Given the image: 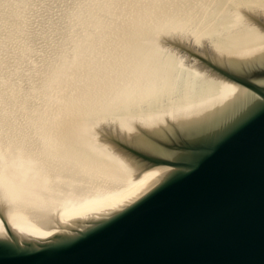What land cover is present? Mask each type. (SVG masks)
<instances>
[{
    "label": "water",
    "instance_id": "obj_1",
    "mask_svg": "<svg viewBox=\"0 0 264 264\" xmlns=\"http://www.w3.org/2000/svg\"><path fill=\"white\" fill-rule=\"evenodd\" d=\"M124 12L94 35L80 68L91 74L80 86L87 101L77 102V110L90 99L99 108L64 115V107L53 134L65 132L67 144L91 146L99 158L107 154L106 163L120 164L92 146L99 137L98 143L130 158L131 171L119 166L126 176L167 171L111 211L69 224L55 218L44 226L54 230L46 236L14 227L6 207L16 198L6 190L0 197V264H264V0H132ZM180 58L211 81L191 73L188 81L187 64L177 70ZM119 67L113 76L102 74ZM124 75L132 89L148 87V103L156 100L145 106L148 112L140 102L121 115L103 109L113 92L132 101L134 93L120 88ZM182 92L192 98L190 108L172 117L166 111H175L174 96ZM64 93L68 101L82 98ZM127 101H117V109ZM68 149L60 150L74 159ZM58 162L62 171L80 166ZM87 169L80 177L93 180Z\"/></svg>",
    "mask_w": 264,
    "mask_h": 264
},
{
    "label": "rangeland",
    "instance_id": "obj_2",
    "mask_svg": "<svg viewBox=\"0 0 264 264\" xmlns=\"http://www.w3.org/2000/svg\"><path fill=\"white\" fill-rule=\"evenodd\" d=\"M70 1L69 0L68 1L66 0H57V1L56 0L55 1L54 0L51 1L50 0H44V1L43 0H22V1L0 0V31H1L0 32V148L5 146L8 148L11 147L12 145H18L16 144L17 143L16 139L17 140L23 139L21 145L25 144L26 143L25 137L27 136L29 137V134H31L29 133L30 129H27L29 127L32 128L34 127L33 130H35L36 127L40 128L39 133L44 131L43 129H41L42 124L31 122L32 120H34L33 118L35 117V115H43V116L61 115L64 107H66L65 104L68 101L63 97L64 95L62 94L60 95L61 88L62 86L64 87L62 93L68 92L69 94V91L71 90L70 87L74 83V77H75L74 74H76V71L79 72V76L82 75V73L84 72V70L80 72L81 70L80 68L82 67L83 63H85L86 61L85 54H87L89 51V43L91 42V39L94 37V35L96 36L99 33L101 27L111 25L112 23L114 25L117 24L119 21H121L122 13H125L124 9H126V6L128 7L130 6L132 0H70ZM67 2L69 4H67ZM7 6L9 9L7 8ZM72 6H74L76 9ZM63 10L65 11V13ZM27 12L28 15H26ZM36 16L37 18H34ZM42 16L44 17L43 19ZM54 16L56 17L55 18L56 20L54 19ZM66 17L69 18L66 19ZM63 20L66 21V23ZM32 21H34L35 23H33ZM51 21H54L55 23ZM31 23H33V25ZM52 23H54L53 24L54 26L52 25ZM49 24H51V26ZM160 31L162 32V30ZM167 37L170 38L171 36L167 35ZM172 37L174 38L175 36ZM51 38L53 39L55 38V39L53 40ZM41 40H43V42ZM184 42L186 43V45L190 44L195 48L196 47H199L200 49L202 48V46L199 45L197 42H195V40H190L189 42L186 39ZM52 43H54V45ZM43 47H45L46 49H44ZM165 48L169 49L167 46ZM210 49H211L210 45L206 47V50H210ZM29 55H31L32 57ZM177 56L180 57L179 54ZM180 60L181 61H179V63L183 62V64L184 63L187 64L188 71L186 72V75L188 76H186V78L188 81H191V78L189 77L190 73L192 75L193 74H197L200 76L206 75L205 76L206 79L211 81L212 76L206 74L203 70H201L200 68L189 62L188 60L181 58ZM38 61L39 62L42 61V62L39 63ZM51 65L52 66L55 65L54 68L55 67L56 68L54 69ZM43 67L45 70L43 69ZM46 67L47 69L51 67V69L45 72ZM36 68L38 69L37 70L38 72L35 71ZM52 69L53 72H51ZM8 72H12V73H8ZM102 74H106L105 76H109V75L113 76V74H110V71L107 70H104ZM35 76L37 78H40V80L36 79ZM42 78H44L45 80ZM62 80L63 83L61 84ZM69 82L71 84H68ZM113 85H115V83H113ZM85 99L86 98L84 97L83 100L87 101ZM90 100L88 102L89 104L87 103L89 106V108L87 107L88 109H86L87 114L90 111H92L95 108V106L98 108V105L96 103L92 104V101ZM61 104H63V106ZM59 111H61V113ZM76 115H80V114H76ZM98 125L96 127H98ZM100 125H102V127L107 126L104 121H102ZM43 127H45V129L47 128L46 125H44ZM8 128L9 130H7ZM25 129H27L28 132ZM23 131H25V133ZM45 132L47 133L46 135L50 136V133H52L51 135H53V130L47 129ZM26 133L28 134L26 135ZM11 135L16 137V139L15 137H13L15 142L13 141ZM100 136L103 137L102 135ZM90 137L91 138L93 137L92 132ZM94 139H96L97 141L99 137L98 138L96 137ZM103 140L104 139H102L101 141ZM99 144L102 145L104 149L109 151L111 154L116 155L118 157V160L120 161L121 164L120 166L126 167L124 169L127 171H131L133 164L130 158H128L125 154L119 152L117 149L113 150L105 141H103V143L100 142ZM23 156L24 153L22 151H19L18 153H13V154L10 153L7 156V158L4 159H2L3 156L1 155L0 161L1 160L7 161V165L6 166L4 165L5 166L4 168L6 169L9 167L12 168L17 164L18 165L21 164L18 162L21 160V158H24ZM57 169L60 170L59 167ZM27 182H28L27 180H25V182L21 181L22 183L21 185L24 186L25 189H27V186H25ZM58 185H62V184L59 182ZM58 187L59 190L63 192H66L68 190L66 186L64 187L58 186ZM24 194L26 193L24 192Z\"/></svg>",
    "mask_w": 264,
    "mask_h": 264
},
{
    "label": "bare ground",
    "instance_id": "obj_3",
    "mask_svg": "<svg viewBox=\"0 0 264 264\" xmlns=\"http://www.w3.org/2000/svg\"><path fill=\"white\" fill-rule=\"evenodd\" d=\"M66 1H68V0H66ZM11 3H12V1H11ZM67 4H69V3L67 2ZM69 6H71V5H69ZM64 7H66V6H64ZM72 7H74V6H72ZM7 8H8V6H7ZM68 8H70V7H68ZM22 9H23V7H22ZM61 9H62V7H61ZM27 11H29V10H27ZM15 12H17V11H15ZM73 12H74V10H73ZM64 13H65V11H64ZM24 14H26V13H24ZM26 15H28V12ZM59 15H60V12H59ZM28 17H30V16H28ZM34 18H37V16ZM43 18L44 17L42 16V19ZM55 18L56 17L54 16V19ZM68 18L66 17V19H68ZM28 19H30V18H28ZM25 22H27V21H25ZM32 22L35 23L34 21H32ZM51 22H54V21H51ZM64 22L66 23V21H64ZM33 23H31V24L33 25ZM54 23H52V25ZM49 25L51 26V24H49ZM18 37H19V35H18ZM51 39H53V38H51ZM13 40H15V39H13ZM45 40H47V39H45ZM41 41L43 42V40H41ZM262 41H263V39H262ZM256 42H258V38L256 39ZM54 43H56V42H54ZM54 43H52V44L54 45ZM35 45H37V44H35ZM43 48L46 49L45 47H43ZM58 48H56V49H58ZM29 56H31V55H29ZM45 56H47V55H45ZM50 56H52V55H50ZM33 62H35V61H33ZM36 62H37V60H36ZM41 62H39V63H41ZM182 65H183L182 63H179V65H177V70H178V67L181 66L180 70H179L180 73H182V70H183ZM28 66H29V63H28ZM54 66H52V67L54 68ZM43 69H44V67H43ZM49 69H51V67ZM49 69H47V67H46L45 72H47V70H49ZM37 70L38 69L36 68L35 71H37ZM123 70L125 71V73H127L126 72L127 69H123ZM117 71H121V68L119 67L118 69L113 71V73L110 72V74L117 73ZM187 71L188 70H186V72ZM51 72H53V69ZM8 73H12V72H8ZM85 73L83 72L81 76L74 78V83H73L74 85H73V87H70L71 93L74 92L75 95H78V96L81 95L82 99L79 97H75V99L70 98V100L67 101V103L65 104V106L66 105L67 106L65 108L64 115H76V114L81 115L82 113H83L82 115H88L86 113V111H87L86 109L89 108V106H88L89 103L85 104L86 108L84 107V104H83V106H80L78 108V110H77L78 105L76 106L77 102H79L80 100H81V103L84 102V100H83L84 99V93L82 91L83 88L80 86H81L82 82L83 83L85 82L86 77H88V75H90L91 72H89L86 75H85ZM106 74H103V75H106ZM15 75H16V73H15ZM47 75H49V74H47ZM51 75H53V74H51ZM125 75L123 77V82L120 85L121 87L119 86V84L115 83V85H113L112 89L114 90V88H116V91H118L117 87H120L122 90H125L122 94L127 95V92H128V94L130 95V93L131 94L134 93V95H133L134 97H133L132 101H127V99L124 98V95L120 96V97L112 96L114 94V92H113L112 95L111 94L107 95L106 102L103 103V109L108 110V111H113V114H115V115H121L122 111H123V113H126L128 110L131 111L132 108H135L134 106L136 104L138 105V102H140L141 104H143V106L142 105H140V106L144 107L145 113L148 112L149 107L145 108V106L151 105L154 102V100H150L148 103V100L152 96V95H148V93L145 92L148 89V87L144 86L143 84H139V86L136 87V89L135 88L132 89L131 86L129 85L130 82L126 79ZM39 77H40V75H39ZM36 79L40 80V78H37V77H36ZM36 79H35V81H36ZM42 79H44V78H42ZM46 83H47V81H46ZM178 83H179V85L181 84V82H178ZM186 83H189V82H186ZM186 88H183V89H186ZM101 90L102 89H99L98 91L100 92ZM164 91L167 92L168 90L164 89L161 92H164ZM62 92L60 93V95L62 94ZM159 92H157V93H159ZM28 93H30V92H28ZM101 93H102V91H101ZM158 95H160V93L157 94L156 96H158ZM136 96H138V98H136ZM28 99H30V98H28ZM188 99H192V98L188 94H186L185 92L177 93L173 99V106L175 107V111H174V109L169 108V109H167L166 112L171 113L172 117L173 116L174 117L181 116L179 114L176 115V112L177 111L180 112V111L185 110L184 107L190 108V106L188 104L191 103V100L188 103L187 102ZM120 100H122V102L123 101H127V102L122 104L123 108H120L121 105H119L118 106L119 109H117V106L115 104L117 101H120ZM70 102H73V103H70ZM129 102L133 103V105H131ZM155 102H156V100H155ZM155 102H154V104H155ZM61 105L63 106V104H61ZM108 105H110V106H108ZM99 106L100 105H98V108H99ZM53 116H55L54 119L52 118ZM58 117H59L58 115H44V116L43 115H35V117L33 118L34 120H32L31 122H34L37 124L38 123L42 124L41 129H43L44 131L39 133L40 128L36 127V129L33 130L34 127L33 128L29 127L27 129L31 130V132L29 130V133H31V134H29V137L28 136L25 137L28 133H26V135L24 136L25 140H26L25 144L21 145L23 142L22 141L23 139L17 140L15 136L11 135L12 139H13V137H15V139L17 141L16 144H18V145H12V146L10 145L11 147H8V148L6 146H5L6 148L5 147L0 148V156L1 155L3 156L2 159L7 158V156L10 153H12V154L18 153L19 151H22L24 153V156H23L24 158H21V160L18 162L21 164H19V165L17 164L16 166H14L12 168L11 167H9L7 169L4 168L7 165V161H4V160L0 161V187H1L0 197H4L3 196L4 192H6V190H8V189H11L12 193L14 194L12 199H14V198H16V199L11 201L13 206L6 207L7 208L6 211H8V213H10L9 218H10V221L12 222V224L14 225V227L20 233H23V234L45 236L46 234H50V233L54 232V230L45 229L44 226H47L49 224L50 225L53 224V221L55 218H60V220H62L63 222H67L69 224L72 222H76V221H79V220H82L85 218H89V217H92V216H95L98 214H102V213L111 211V210L115 209L116 207H118L123 202H125L126 200H128L129 198H131L132 196H134L135 194H137L138 192H140L141 190H143L144 188H146L147 186H149L150 184H152L154 181H156L157 179L162 177L164 175V173L167 171L165 169H162V170L161 169H155V170L146 172L143 175L137 176V177L134 175V172H131L132 174L126 176L127 173L122 174V172H120V167H119L120 164H114L113 163L114 165H112V164L106 163V161L108 159L107 154L104 155L106 158L101 156V157H103V159H101V158H99V156H96L94 151H91L92 150L91 146L87 148V147H83V146L82 147L78 146L80 143H77V144L71 143L70 145L67 144L65 142L67 133H65V132L60 133L59 132L58 134H56V132H55L53 135H51L52 133H50V136L46 135L47 133L45 131L47 129L48 130L53 129V127H52L53 121L55 119H58ZM33 125H35V124H33ZM44 125H46V127H47L46 129H45V127H43ZM27 129H25V130L27 131ZM7 130H9V128ZM23 132L25 133V131H23ZM24 133H22V134H24ZM80 133L76 136L83 134V132L81 134ZM69 134H73V133H69ZM87 135H88V133H87ZM60 140H61V142L63 141V145H57V142H59ZM13 141L15 142L14 139H13ZM91 141L93 143L92 146L96 145L99 147L98 153L107 152L106 149H104V147L96 141V139H94V140L92 139ZM74 142H76L75 139H74ZM67 146L69 147L68 151L70 152V154L72 156H74V159L71 158L70 156H67L66 153H64L60 150V149H62V150L67 149ZM100 146H102V147H100ZM62 158L77 161V162H79L78 164L80 166H76L73 169L69 168L68 170L64 169L63 171L58 170L57 169L59 167L58 161H59V159H62ZM89 166H90L89 170H91V175H92L93 180H91L87 177H80V173L85 172V169L89 168ZM106 175L108 177H106ZM101 176L106 180H102ZM25 180L28 181L27 184H25V186H27V189H25L24 186L21 185L22 184L21 181L25 182ZM59 182L62 185H58ZM58 186H62V187L66 186L68 188V190L66 192L60 191ZM24 192L26 194H24ZM70 221H72V222H70ZM0 223L3 226L1 220H0Z\"/></svg>",
    "mask_w": 264,
    "mask_h": 264
}]
</instances>
